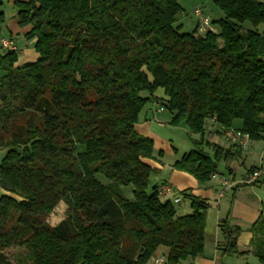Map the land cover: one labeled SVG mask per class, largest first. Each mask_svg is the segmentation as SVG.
I'll return each instance as SVG.
<instances>
[{"label":"trees","instance_id":"16d2710c","mask_svg":"<svg viewBox=\"0 0 264 264\" xmlns=\"http://www.w3.org/2000/svg\"><path fill=\"white\" fill-rule=\"evenodd\" d=\"M12 3L38 59L18 66L19 52L0 47V264H13L5 254L12 247L24 249L29 264H147L159 248L167 250L164 264L201 255L206 199L179 193L191 212L177 217L155 187L147 193L153 169L142 160L153 157V142L134 127L147 103L161 101L171 126L199 136L171 168L200 185L219 162L230 170L242 150L204 141L209 119L222 133L263 141L264 34L243 24L264 25V5L212 0L223 19L218 33L201 36L175 26L178 0ZM4 23L0 11V40L16 46L2 36ZM158 89L166 100L154 97ZM254 171L264 169L247 174ZM129 186L132 201L122 190ZM60 202L65 218L51 227L46 219ZM261 207L249 247L264 264ZM218 228L222 252L234 254L241 230L228 218Z\"/></svg>","mask_w":264,"mask_h":264},{"label":"crops","instance_id":"0c3cea01","mask_svg":"<svg viewBox=\"0 0 264 264\" xmlns=\"http://www.w3.org/2000/svg\"><path fill=\"white\" fill-rule=\"evenodd\" d=\"M17 23V19H16ZM29 29L23 28L21 29V32H23V35L27 33ZM20 32V29H17L16 34L18 35ZM14 32H10L8 34L9 37L14 36ZM31 43V41H29ZM36 53H25L18 55V63H26L28 61H35L37 59ZM154 97L157 99H161L162 101L166 100L167 98L164 96L163 91H156L154 93ZM152 103V106H150ZM148 104H146L138 116V122L135 124V131L149 139L153 142V154L155 151H160L161 148H169V149H175V152L173 154L177 155V149L173 148L172 143L173 141L163 140L160 138L159 135H157V131H154L153 129V122L156 120V123L160 124V122L157 119L158 114H162L165 111L164 106L162 105L161 101H152ZM171 119V116L169 120L166 122L168 123ZM180 124L179 126H181ZM163 126V125H162ZM188 130V129H187ZM173 139V137H172ZM189 139L192 140H198V135H189ZM203 140L207 141L209 143H215L219 145L221 148L224 149H230L237 150L240 148L239 146L234 144H230L227 142L223 136L222 133V127L219 126L214 122L213 119H209L205 124V130L203 134ZM264 141V140H263ZM167 142V143H166ZM256 143L260 141H251V143ZM249 143L246 150H240V153L238 155H233V152H230L231 155H233V159L230 162V170L232 171V165H240V168L242 171V177L241 180L235 181V177L226 178L224 174L216 171L215 175L216 177L214 181H216L214 184H210V182H206L202 185L198 184L196 180L183 172L170 170L169 173L164 176V170L166 171L167 166L161 164L160 167L157 163H155L152 160L143 159L142 161L148 165L153 170H160L159 174H156V177L150 178L149 186L155 187L158 189L160 186L163 185H169L172 187L174 192H183V191H190V194L196 197L205 198L208 209L206 214V221H205V229H204V250L203 253L199 256H197L193 260H186L184 262H181L180 264H259L258 259L252 254L251 249L249 247V241L251 239V233L249 232L252 225L257 221L261 214V206L262 202L264 201V186L263 190L260 188H257V185H259L260 180L264 179V172H260L259 180L257 184L251 185L247 184L246 181L249 177L247 174L248 170L252 167H261L264 169V148L260 150L254 149L253 145ZM167 146V147H166ZM167 148V149H168ZM192 149V146L191 148ZM203 150H208V155L212 154V151L203 146ZM243 157V158H242ZM257 160V162H256ZM241 161V162H240ZM247 161H249V166L246 165ZM160 167V169H158ZM169 169V168H168ZM226 179L228 180V186L226 188L222 187L220 185V180ZM216 191H220L219 194L216 197V200L219 202L221 199L225 198V194L227 192H231L233 198L235 200H240L241 204L244 205V207H235L236 210H238V214H236L234 217L232 214L227 212V208L223 207L220 203H217L216 205H212L210 202V198L213 196V194ZM222 192V197H220V193ZM180 195V194H179ZM177 196V195H176ZM169 200H173V197H167ZM173 203V208L175 210V214L177 217L188 215L191 212L190 209V201L189 199L181 197V200L178 203ZM233 204V202H232ZM178 206V207H176ZM234 207H230L229 210L233 209ZM232 211V210H231ZM229 217V225L238 227L241 232L238 235L236 241H235V253H223V239L221 237L219 228H218V222ZM235 220V221H234ZM164 252V254H163ZM167 254V250L164 249H157L153 256L150 258V260H153V258L157 257H163L165 258ZM149 260V261H150ZM148 261V262H149ZM147 262V264H148ZM154 262V261H153Z\"/></svg>","mask_w":264,"mask_h":264},{"label":"rangeland","instance_id":"374dc122","mask_svg":"<svg viewBox=\"0 0 264 264\" xmlns=\"http://www.w3.org/2000/svg\"><path fill=\"white\" fill-rule=\"evenodd\" d=\"M19 1L26 2L28 0H19ZM259 2H261L264 5V0H259ZM1 4H2V6L0 8V11H2L4 13V16H5V23L2 27V36L9 37L8 34H10V32H14L15 34L11 38L14 40L16 46L19 49L18 54L20 55V54H25V53H29V52L34 54L35 52L33 50V42L31 41V43H30L28 40H26L24 38L23 32H21V29H23V28H20L16 23V16H17L18 9L14 7L12 0H1ZM178 4L181 8V11L175 17V26H179V28H180L179 32L180 33H189L191 31H193L194 29H196V25H197V21H198L197 18L195 17V14H194L196 9L200 10L202 12V14L209 19V21L211 23L209 30L213 33L219 32V27H218L217 22L220 19H223V14L218 8H216L213 5L212 0H178ZM243 27L247 30L254 31L258 34H264V25H259L255 28L247 22V23L243 24ZM18 28L20 29V32L17 35L16 32H17ZM37 57H38V55H37ZM37 59H35V61ZM31 62H33V61H28L26 63H18V66H22L24 64H29ZM158 91L161 92L162 89H158ZM140 96L142 98H144V97H147L148 95L146 92H141ZM150 104H151L150 106H152V103H150ZM170 116H171V113L166 109L162 114H158L157 119L162 123L159 126V124L156 123V120H154L153 129H154V131L158 132L157 135H159L161 139H163V140L170 139L173 141L172 146H173V148H176L178 150L177 155L175 156L173 154L174 149L171 150L166 146L168 149L167 148H161L160 151L154 152L153 157L151 159H148V160L154 161L160 167L162 166L161 164L167 166L166 171L165 170L163 171L164 176H166L170 170H173L171 168V164H173L175 161L179 160V158L182 156V154L187 153L194 148L191 140L189 139L190 133L188 132V130L184 124H182L181 126H171L169 124L170 121L168 123H166L169 120ZM239 123H240L239 121H235L234 125H233L234 128H237L239 126ZM172 137H173V139H172ZM249 143H251V141H249ZM251 144L253 145L254 149H256V150L257 149L260 150V149L264 148V141H260V142H256V143L252 142ZM191 146H192V149H190ZM159 152L162 153L161 156L158 154ZM205 152L208 153V150H206ZM4 156H5V151L0 150V161L2 160V158ZM256 162H257V160H256ZM246 165L249 166V161H247ZM160 167L158 169H160ZM232 167H233L232 171L229 172V170L226 168L225 163L219 162L218 166H217V170L219 172H221L222 174H224V176L226 178H229L230 180H232L231 178H233V176L235 177V181L241 180L243 170H241L240 165L234 164V165H232ZM159 172H160V170H157V169L153 170V172L150 175V178L156 177V174L158 175ZM150 178H149V181H150ZM97 179L99 181H102V182H104V180H105L100 175H97ZM214 180H216V179L211 178L210 179L211 182L210 181H208V182H210V184L212 185L216 182ZM226 181H228V180H226ZM263 181H264V179L260 180V183H259V185H257V188H260L263 190V186H264V183H262ZM151 185L148 187L147 193L151 192V189H152ZM122 190H123L124 196L128 200L132 201L133 200L132 187H130V186L125 187ZM219 192L216 191L213 194V196L210 198L211 204L216 205L217 203H220L223 207H226V208L228 207L227 212L229 214L231 213L232 216L234 217L236 214H238V210H236L235 207H244V205L241 204L240 200H238V202H237V200H235V198H233L234 196H232L231 192H227V194H225V198L221 199L218 202L216 200V197L219 194ZM0 194H3V192L0 191ZM176 195H179V192H174L172 195H170L168 197H174ZM162 200L165 201V200H168V198L164 197V198H162ZM232 202H233V204H232ZM176 207H178V206H176ZM230 207H234L233 209H231L232 211L229 210ZM66 210H67L66 204L64 202H60L55 207V209L52 211V213L47 217L46 223L51 227L56 226L60 221H62L65 218ZM228 220H229V217H228ZM161 249H164V248H161ZM164 250H166V249H164ZM5 254L13 264H29L27 259H26V252L22 248H19V247L9 248L8 250L5 251ZM163 254H164V252H163ZM157 258H163V257L160 256ZM153 260H154V258H153ZM153 260H150L148 262V264H154Z\"/></svg>","mask_w":264,"mask_h":264},{"label":"built area","instance_id":"2783aa9c","mask_svg":"<svg viewBox=\"0 0 264 264\" xmlns=\"http://www.w3.org/2000/svg\"><path fill=\"white\" fill-rule=\"evenodd\" d=\"M195 17L197 18V25H196V32L198 35H204L207 32H209V28L211 26V23L209 19L202 14V12L198 9L195 10L194 12ZM0 47L3 51H9V52H19V49L17 46L14 45V43L6 38H2L0 40ZM223 136L227 142L230 144H236L239 145L240 148L244 151L246 150L247 146L249 145V139L247 135L242 134L240 132H237L233 129H226L223 131ZM260 172L259 171H254L251 175H249L246 183L247 184H252L257 180L259 177ZM216 175H212V179H214ZM220 185L224 188L228 186V181L225 179L220 180ZM174 193V190L172 189L171 186L169 185H163L160 186L157 189V194L159 197H168ZM220 197H222V192L220 193ZM181 200V196L177 195L173 197V202L178 203ZM154 264H164V259L163 258H154Z\"/></svg>","mask_w":264,"mask_h":264},{"label":"water","instance_id":"95a60500","mask_svg":"<svg viewBox=\"0 0 264 264\" xmlns=\"http://www.w3.org/2000/svg\"><path fill=\"white\" fill-rule=\"evenodd\" d=\"M230 246H233V241H230Z\"/></svg>","mask_w":264,"mask_h":264}]
</instances>
